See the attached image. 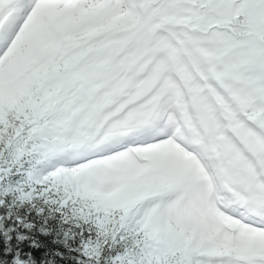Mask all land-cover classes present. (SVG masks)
<instances>
[{"label":"snow or ice","instance_id":"obj_1","mask_svg":"<svg viewBox=\"0 0 264 264\" xmlns=\"http://www.w3.org/2000/svg\"><path fill=\"white\" fill-rule=\"evenodd\" d=\"M0 264H264V0H0Z\"/></svg>","mask_w":264,"mask_h":264}]
</instances>
